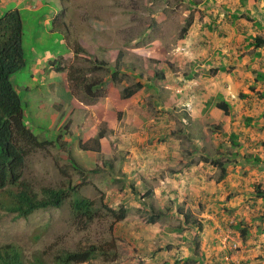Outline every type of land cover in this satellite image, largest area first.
<instances>
[{"label": "rangeland", "instance_id": "obj_1", "mask_svg": "<svg viewBox=\"0 0 264 264\" xmlns=\"http://www.w3.org/2000/svg\"><path fill=\"white\" fill-rule=\"evenodd\" d=\"M40 1L45 6L42 9L28 11L23 5L16 8L23 25L27 66L15 72L11 82L22 98L25 125L39 140L50 143L27 157L23 179L37 192L42 186L74 188L95 203L97 212L85 226L73 219L69 199L61 208L37 210L27 218L0 211V246L19 245L28 261L35 256L50 261L63 249L75 251L101 245L112 250L108 262L96 258L80 264H264V101L254 93L264 90V82L254 83L256 73L263 67L250 60L254 50L247 51L249 46L241 43L240 52L248 64L241 76L234 72L236 67L216 72L218 67L205 62L207 50L216 45L212 40L216 29L211 23L209 33L213 34L209 35L203 27L205 35L199 53L204 55L198 57L194 78L177 85L175 91L166 89L168 93L162 88V80L144 86L143 94L149 96L146 104H140V97L136 108L139 113L134 111L131 116L133 121L143 119L142 125L124 131L125 118L121 120L116 113V134L112 133L109 146L103 149L105 165L100 168L94 165L96 155L90 152L95 146L96 131L94 136L90 135L92 129L83 133L80 126L84 116L69 113L74 110L70 100H79L70 91L68 70L73 66L91 76L88 57L76 60L70 48V57L57 58V66L63 70L50 69L52 60L63 53L64 39L69 47L78 42L89 55L106 61L110 67L118 51L123 52L127 54L123 58L127 69L135 64L139 72L148 76L151 71L155 77L160 63L166 66L170 62L172 48L180 47L185 38H180L181 29L188 19L190 27L194 19L198 26L205 24L209 18L206 16L211 15L210 7L205 11L203 0ZM217 1L221 5L223 0ZM27 3L33 6L31 1ZM12 4L0 9V13L13 9ZM214 4L210 10L222 12V6ZM239 19L242 24L252 25L251 32L257 33L250 18ZM223 21L217 23L218 31L226 35H216L222 46L227 45L223 39L232 32L225 29L227 22ZM61 22L65 28L59 27ZM38 56L51 60L40 58L33 72L49 82L46 75L58 73L52 76L54 89L53 84L32 78L29 65ZM180 62L181 66L174 69L184 76L194 61L186 57ZM233 75L237 81L233 78L234 91L227 83ZM96 76L104 77L107 83L106 96L98 103L110 108V76L103 71H97ZM134 83L125 80L128 86ZM220 93L226 100L231 98L229 116L214 107L213 100ZM239 93L249 96L240 99ZM47 96H54L52 103L46 101ZM210 99L211 106L205 111ZM61 106L63 117H71L69 122L63 117L50 119L53 114L59 116L57 108ZM148 106L150 111L144 114ZM247 116L253 118L249 126L243 123ZM103 128H107V122L101 119L98 130ZM231 134L239 146L233 145ZM120 144L125 147L119 148ZM69 157L83 173L73 168ZM255 157L260 158L257 164ZM204 158L223 163L224 179L216 182L220 167L210 165ZM95 169L99 171H92ZM153 183L154 191L148 197L145 190ZM121 206L127 210L126 218L117 221L107 208L117 210ZM157 213H161L160 218L149 224ZM184 215L189 216L188 223ZM237 223L247 230L245 237L235 228ZM113 251L117 257L110 262Z\"/></svg>", "mask_w": 264, "mask_h": 264}, {"label": "trees", "instance_id": "obj_2", "mask_svg": "<svg viewBox=\"0 0 264 264\" xmlns=\"http://www.w3.org/2000/svg\"><path fill=\"white\" fill-rule=\"evenodd\" d=\"M191 25V19H188L186 25L181 29L180 38L187 35L188 29ZM59 27L65 28L63 22ZM251 41L248 43L249 47L253 49H260L264 46V39L261 36L250 37ZM23 25L20 11L17 9L9 10L0 14V211L5 213L15 214L17 218H27L30 214L37 210H46L50 208H61L68 200V206L74 220L82 221L84 225L90 224L97 212L95 203L85 197L80 196L75 192L74 188H50L42 186L40 191L34 190L33 186L23 179V169L27 157L37 149L44 148L49 141H41L32 132L31 128L25 125L23 120V104L19 92L14 88L11 77L12 75L27 66L25 61V53L23 50ZM74 58L84 60L81 56L88 57L91 67L89 71L91 76L80 69L71 66L67 73V81L70 83V91L79 102L84 105H93L98 103L106 96L107 83L104 77H97V71H103L107 77L109 74L110 81L116 85L121 78V68L125 62L123 58L127 55L118 51L115 58V64L110 67L106 61H97L93 56L89 55L86 50L80 46L78 42L70 43ZM258 55V54H256ZM124 62V64H123ZM62 71L63 69L58 68ZM224 68H218V71H224ZM133 73H138L139 80L133 85L126 86L121 90V98L129 99L144 88L143 82L150 80L149 76L139 72L138 68L133 69ZM135 75V74H134ZM142 77V78H141ZM264 82V74L256 73L254 83ZM254 92V88H251ZM81 93V97L76 94ZM258 99L264 101V90L255 91ZM248 94L239 93L240 99L248 98ZM214 107L219 109L224 115H231V105L223 98L221 94L215 97ZM212 99L205 103L204 110L206 111L211 106ZM253 118L247 116L243 123L249 126ZM104 132L100 130L93 140L94 144L103 137ZM234 146H239L236 142V136L230 135ZM97 151V150H94ZM99 153V151H98ZM73 168L78 173L84 171L78 167L72 157H69ZM214 167H220V174L216 182L224 179L226 169L223 163L219 161L207 160ZM260 158L255 157V162L258 163ZM95 165L100 168L104 167V160L101 154L95 160ZM97 172L99 170H92ZM150 196V194H148ZM113 218L117 221H122L126 218L127 210L121 206L117 210L107 208ZM161 213H157L155 217H151L148 221L153 224ZM189 216L184 215V222H189ZM194 223L200 226V222L193 220ZM237 223L236 229L240 230L242 236H246L247 230L241 228ZM114 245V244H113ZM110 251L101 245H90L75 251L66 249L61 250L53 259L47 261L42 256H35L31 261L26 260L22 248L15 243H6L0 246V264H80L91 261L96 258L103 259V262L109 261ZM117 257L115 251L111 254V261ZM177 264V263H175Z\"/></svg>", "mask_w": 264, "mask_h": 264}, {"label": "crops", "instance_id": "obj_3", "mask_svg": "<svg viewBox=\"0 0 264 264\" xmlns=\"http://www.w3.org/2000/svg\"><path fill=\"white\" fill-rule=\"evenodd\" d=\"M28 0H0V9H6V6L9 3H13L12 7H14L11 10H14L20 6L23 5L24 8H26L28 11L30 10H36V9H42L43 7V3L40 0H36V2H34L33 0H29L32 2L33 6H30L29 3H27ZM217 0L216 3L213 0H203L202 4L205 7V11L210 7H212V5L214 4V6H222V12H219L216 9L210 10L209 8V12H210V16H206L209 17L207 19V21L205 22V24H200L199 26L196 24L197 20L194 19V23L192 25V27H189L187 35L185 36V38L183 39V41L180 44L179 48H172L173 52V56L172 58L169 60L170 62L165 65H163V63H160V68L157 67V69H159V71H157V74L155 75V77L153 76L151 71H148L147 74L150 78V80L148 82H143L144 86L146 85H152L154 81H161L163 83L162 88H165V92L168 93V90L166 89H173V91H175L178 86L177 85H181L183 82H185L186 79H193L194 78V72L197 70V65L196 62L198 61V57L204 55L203 53H199L200 49H201V45H200V41L203 39L204 35H205V31L203 30V27L207 30L209 35H212L213 33H209V29H210V24L216 29V33L213 36V42L216 44L214 46H212L209 50H207L208 55L206 56V60L205 62H210V64H213L214 67H218V68H224V71H228L230 70V68L232 67H236V69H233L234 72H238V74L241 76L242 75V71L247 69L248 64L244 61V57L242 55V53L240 52L241 49V43L248 45V43L251 41V39L249 38V36L251 35V31H252V25H245L240 23L242 19L239 18H250L252 20V24H255L256 26H254L253 28L257 29V33L253 34L252 33V37L254 36H261L264 39V0H223L221 5L217 4ZM227 5L225 7H223L224 4ZM11 7V8H12ZM218 7V8H219ZM18 10V9H17ZM7 11V10H6ZM5 11V12H6ZM4 13V12H3ZM0 13V14H3ZM215 15V16H214ZM214 16V17H213ZM203 18V19H204ZM222 19L224 20L223 22H227V25L225 26V29L230 30L231 33H229L227 35V37H225L223 39V41H225L227 43V45H223L220 42V40H217L216 35L218 36V34L223 37L224 35H226V33L224 32L221 35V30L220 32L218 31V26L217 23L221 22ZM240 20V21H239ZM249 20V19H248ZM238 25L241 26V28H238ZM54 32H58L59 29H54L51 28ZM220 29V28H219ZM61 30V29H60ZM242 41V42H241ZM210 43V42H209ZM196 46H198L199 50L197 51ZM251 49H253V47H248L247 51H250ZM254 52L251 54L252 57L250 60L255 61L259 66H263L259 73H263L264 72V46L261 47L260 49H253ZM71 51L68 49L67 44L65 42L64 39V46H63V53L62 55H60V57H55V59L52 60V66H51V71H57L58 70V66L57 64H59V62L57 61V58H62V59H66L68 57H70L71 55ZM258 54V55H256ZM57 56V54H55ZM229 56V57H227ZM188 57L189 60L194 61L192 63V66H190L188 68V73L184 74V76L180 73L177 72V69H174L176 67H180L182 62H180L182 59ZM49 59L50 57L47 56H38L33 63H31L29 65L30 67V71L32 73V78L34 80H36L37 82H39V80H43V84L47 83V84H53L52 88L54 89L55 85L54 82L52 80V76L53 75H57L58 73H50L48 75H46L49 79L50 82L45 79L42 78V76L35 74L33 72V70H35L37 68V64L39 59ZM51 60V59H49ZM173 63V64H170ZM232 63V66L230 67ZM134 66L130 67L129 69H127L128 65L125 64L122 68H121V78L118 84L116 85H109L108 88V103L110 105V108H106L105 106L103 107L102 105H100L99 103L93 104V105H84L83 103L79 102V101H72L70 100V103L74 106V110L71 109V111L69 113H75L77 112L79 114V116L81 117L82 115L84 116L83 118V123L80 126L81 131L84 133L85 132H89L92 129V134L96 133L98 134L99 130H98V126L100 124V120L104 119L107 122V128H103L102 131L104 132L103 137H101L98 141L97 144H95L94 147H91V151L92 153H94L96 155V158H98V154L102 155L103 160L105 161L104 158V153H103V149L107 148L109 146V139L112 137V133L116 134L114 131L117 128V114H120L121 120H123V118H125V127H124V131L125 130H134L140 127V125H142L143 119H138L135 118V120H132V115L134 114V111H136L137 113H139V110H136L138 104H139V99L140 97H143V100H141L140 104H146L147 101V97H149L146 94H143V91L145 89V87L139 91L138 93H136L135 95H133L132 97H130L129 99H122L120 96V88H124L126 86H128V84H125V80L126 79H130L134 82H137L139 80L138 76L136 73H133V69L134 68H138L135 64H133ZM209 65V64H208ZM40 68V67H39ZM253 68V67H252ZM222 72V71H221ZM160 73V74H159ZM135 74V75H134ZM264 74V73H263ZM233 76H229L230 82H227L229 84V86L231 85V89L234 91V82H233V78L235 79V83L236 78ZM60 80L62 81V78H60ZM50 94V92H49ZM221 94V93H220ZM36 95H37V91H36ZM225 99V98H224ZM231 98H228L227 101H231ZM54 100V96L53 98H50L49 96H47V102L48 103H52V101ZM226 100V99H225ZM148 102H149V98H148ZM207 102V101H206ZM230 103V102H229ZM40 105L42 104L41 102L39 103ZM157 106V103H154ZM57 105V104H56ZM115 109V112H113V109ZM150 106H148V109L146 107V111H144V114H148V111H150ZM58 111L60 110L61 113L59 114V116H57V114H53L50 116L51 120L56 119L57 117L61 120V117H63V107H58L57 108ZM88 111V113L86 112ZM126 114V115H125ZM87 115V116H85ZM64 120L67 119V121L69 122L71 120V117H63ZM149 120V118H147ZM149 122V121H148ZM38 128H42L39 127ZM94 136V135H93ZM97 136V135H96ZM125 137H127V134L125 133ZM96 138V137H95ZM87 140H89V138H87ZM91 146V144H90ZM121 147H125L123 144L118 145ZM112 149H115L116 146L114 145V143L111 144ZM97 150V151H94ZM99 151V153H98ZM95 158V160H96ZM95 160H94V165H95ZM156 185V183H153L152 188L150 187V189L145 190V194H150L152 193L153 187ZM149 197V196H148ZM176 259V258H175Z\"/></svg>", "mask_w": 264, "mask_h": 264}]
</instances>
